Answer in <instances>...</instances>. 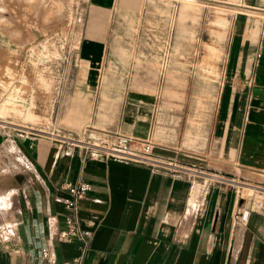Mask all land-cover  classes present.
Returning <instances> with one entry per match:
<instances>
[{
	"label": "crops",
	"instance_id": "obj_1",
	"mask_svg": "<svg viewBox=\"0 0 264 264\" xmlns=\"http://www.w3.org/2000/svg\"><path fill=\"white\" fill-rule=\"evenodd\" d=\"M230 1L240 11L214 19L184 46L197 55L196 76L136 73L126 96L131 52L117 34L95 109V96L66 93L54 111L52 130L86 142L112 147L119 136L152 142L160 167L82 148L61 158L53 139L22 135L13 145L0 130V264H45L42 246L57 253L58 264L78 256L79 242L64 244L58 234L68 213L62 185L80 180L91 191L74 215L93 231L81 264H264V211L253 205L264 197V0ZM115 3L92 0L91 7L107 14ZM123 4L136 7L135 0ZM192 4L184 3L181 22L200 10ZM105 14L97 21L108 29ZM95 32H86L90 48L102 51L105 38L91 40ZM200 67L210 73L198 75ZM18 160L26 167H14ZM202 174L230 183H213L202 202ZM245 209L252 214L243 224Z\"/></svg>",
	"mask_w": 264,
	"mask_h": 264
},
{
	"label": "rangeland",
	"instance_id": "obj_2",
	"mask_svg": "<svg viewBox=\"0 0 264 264\" xmlns=\"http://www.w3.org/2000/svg\"><path fill=\"white\" fill-rule=\"evenodd\" d=\"M197 1L135 0L136 7L129 8L116 0L105 14L91 7L92 0H0V130L10 134L13 145L22 135L52 142L54 111L66 93L95 96V109L117 34L131 52L126 96L136 73L151 79L166 72L173 78L196 76L197 55L194 48L184 46L195 43L197 31L213 26L214 19L240 11L230 0ZM186 2L200 10L181 22ZM100 13L111 16L108 29L97 21ZM91 27L96 31L91 40L105 38L102 51L90 48L86 32ZM93 59L92 65L88 61ZM198 70L201 76L210 73L203 67ZM80 88L92 89L93 97L80 95ZM17 162L14 167H26Z\"/></svg>",
	"mask_w": 264,
	"mask_h": 264
},
{
	"label": "built area",
	"instance_id": "obj_3",
	"mask_svg": "<svg viewBox=\"0 0 264 264\" xmlns=\"http://www.w3.org/2000/svg\"><path fill=\"white\" fill-rule=\"evenodd\" d=\"M52 136L54 137L53 142L56 143L61 158H73L77 150L82 148L87 152L102 150L110 156L137 164L151 166L153 168H158L163 164L154 156V144L149 141L145 142L129 136H119L114 146L107 147L100 141L86 142L74 136L72 133H62L57 129L52 131ZM202 175L206 177L202 189V202H204L213 183L219 181L226 182L227 180L219 176ZM227 182L230 183V181ZM196 187V182H192L190 185V194L195 192ZM62 189L68 194V196L62 200L65 210H67L68 213L64 215L65 227L59 232L58 237L60 242L64 244H70L75 241L79 242L78 256L72 260H66L62 264H81L90 247L93 231L81 228L74 212L76 213L78 211L79 203L84 200L91 191V185L82 180L75 183L65 182L62 185ZM249 196H253V193H250ZM253 205L257 209L264 211V197H255ZM251 214V210H243L240 214V221L246 224ZM38 258L45 264H58L59 261L57 253L50 250L47 246H42L38 249Z\"/></svg>",
	"mask_w": 264,
	"mask_h": 264
}]
</instances>
